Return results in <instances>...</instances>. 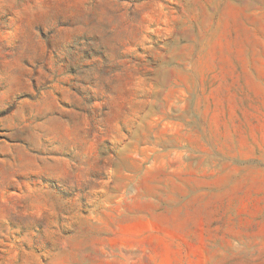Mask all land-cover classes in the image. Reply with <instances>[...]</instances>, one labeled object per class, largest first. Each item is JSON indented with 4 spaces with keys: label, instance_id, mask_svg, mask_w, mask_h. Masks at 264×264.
Segmentation results:
<instances>
[{
    "label": "rangeland",
    "instance_id": "374dc122",
    "mask_svg": "<svg viewBox=\"0 0 264 264\" xmlns=\"http://www.w3.org/2000/svg\"><path fill=\"white\" fill-rule=\"evenodd\" d=\"M0 264H264V0H0Z\"/></svg>",
    "mask_w": 264,
    "mask_h": 264
}]
</instances>
